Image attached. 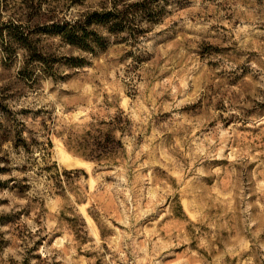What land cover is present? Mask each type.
Returning a JSON list of instances; mask_svg holds the SVG:
<instances>
[{
    "label": "rangeland",
    "instance_id": "1",
    "mask_svg": "<svg viewBox=\"0 0 264 264\" xmlns=\"http://www.w3.org/2000/svg\"><path fill=\"white\" fill-rule=\"evenodd\" d=\"M120 1L0 0V21L27 24L36 9L74 19ZM147 26L93 56L40 36L88 64L10 103L38 141L41 120L52 131L48 154L10 155L14 184L28 187L0 190V214L16 217L0 225V264H264V0H167ZM1 43L3 85L22 55L7 66ZM113 117L115 163L65 146Z\"/></svg>",
    "mask_w": 264,
    "mask_h": 264
},
{
    "label": "trees",
    "instance_id": "2",
    "mask_svg": "<svg viewBox=\"0 0 264 264\" xmlns=\"http://www.w3.org/2000/svg\"><path fill=\"white\" fill-rule=\"evenodd\" d=\"M125 1L114 2L108 8L86 11L74 19H56L53 15H46L36 9L27 24L18 20L0 21L2 54L9 60V64L6 65L11 66L15 63L17 52L20 51L22 55L14 77L12 79L8 77L7 82L0 85V174L9 175L6 179L0 180V190L15 188L18 193L23 194L28 187L27 184H14L15 179L10 176L13 169L11 153L33 155L35 150H38L44 155L48 154L47 147L51 145L49 134L52 130L47 127L45 120H41L40 123L46 142L38 141L35 137L38 130L28 128L25 119L21 118L27 113L25 109H13L10 103L26 89H39L43 80L48 79L54 84L65 80L70 76V73L63 74L65 68L72 71L88 64L86 56L54 54L49 47L41 45L40 36L58 37L63 45L93 56L106 48L109 36H113L116 42L125 39L120 36L123 33L132 34L134 39H137L147 31L135 29L137 22L144 21L149 28L162 17L167 4V0ZM98 29L105 30L106 34H100ZM38 113V110L32 112L33 117ZM114 118L107 122L106 131L88 130L78 139L68 135L65 146L98 165L115 163V158L123 155L124 147L121 141L115 140L112 135V130L116 126ZM100 123L105 125V121ZM130 125L129 119L125 118L119 129L130 133ZM43 169L48 170V167L45 166ZM57 187L62 191L61 185ZM15 219L16 217L10 213L0 214V225L13 223Z\"/></svg>",
    "mask_w": 264,
    "mask_h": 264
}]
</instances>
